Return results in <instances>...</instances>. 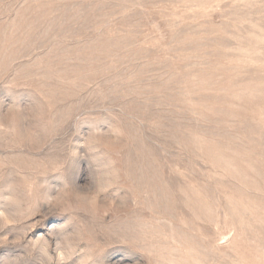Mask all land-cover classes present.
Returning <instances> with one entry per match:
<instances>
[{
  "label": "rangeland",
  "instance_id": "obj_1",
  "mask_svg": "<svg viewBox=\"0 0 264 264\" xmlns=\"http://www.w3.org/2000/svg\"><path fill=\"white\" fill-rule=\"evenodd\" d=\"M0 264H264V0H0Z\"/></svg>",
  "mask_w": 264,
  "mask_h": 264
}]
</instances>
